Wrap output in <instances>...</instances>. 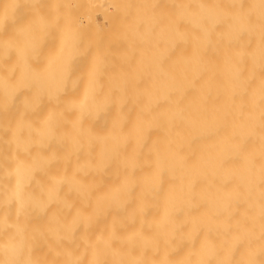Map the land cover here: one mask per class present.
<instances>
[{"label":"bare ground","instance_id":"6f19581e","mask_svg":"<svg viewBox=\"0 0 264 264\" xmlns=\"http://www.w3.org/2000/svg\"><path fill=\"white\" fill-rule=\"evenodd\" d=\"M0 264H264V0H0Z\"/></svg>","mask_w":264,"mask_h":264}]
</instances>
